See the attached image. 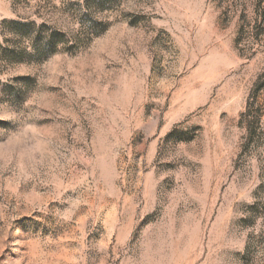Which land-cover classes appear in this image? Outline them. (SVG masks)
Wrapping results in <instances>:
<instances>
[{
  "label": "rangeland",
  "instance_id": "obj_1",
  "mask_svg": "<svg viewBox=\"0 0 264 264\" xmlns=\"http://www.w3.org/2000/svg\"><path fill=\"white\" fill-rule=\"evenodd\" d=\"M0 264H264V0H0Z\"/></svg>",
  "mask_w": 264,
  "mask_h": 264
}]
</instances>
